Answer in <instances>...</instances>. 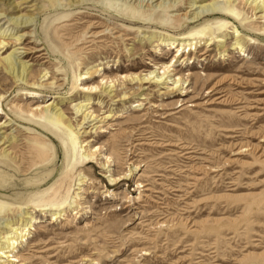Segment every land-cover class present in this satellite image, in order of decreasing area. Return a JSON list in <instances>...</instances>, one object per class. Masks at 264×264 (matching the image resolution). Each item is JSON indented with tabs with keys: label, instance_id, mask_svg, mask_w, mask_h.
Here are the masks:
<instances>
[{
	"label": "rangeland",
	"instance_id": "1",
	"mask_svg": "<svg viewBox=\"0 0 264 264\" xmlns=\"http://www.w3.org/2000/svg\"><path fill=\"white\" fill-rule=\"evenodd\" d=\"M76 1L0 0V57L42 49L21 59L26 81L0 64V233L31 220L0 264H264V14L219 0L180 27L169 15L189 0ZM151 70L169 83L143 80ZM106 80L108 96L82 91ZM47 104L65 122L35 110ZM81 104L96 119L81 124Z\"/></svg>",
	"mask_w": 264,
	"mask_h": 264
},
{
	"label": "bare ground",
	"instance_id": "2",
	"mask_svg": "<svg viewBox=\"0 0 264 264\" xmlns=\"http://www.w3.org/2000/svg\"><path fill=\"white\" fill-rule=\"evenodd\" d=\"M83 1L84 0H81L80 2H83ZM141 1H143V2L146 1L145 5H148L149 7H153V9L156 8L158 10H162L164 12H167V11H169V9H172L174 7V3L176 2V0H141ZM220 1L219 0H210V1L206 2V0H189L187 2V6L185 7V8L188 9V11H186L183 14H172V15H169V17L176 18V20L175 19H173V20L179 22L178 25L180 27H183V26H186L187 23L199 21L200 19L205 17V15H207V14L208 15L213 14L214 11L217 10V4L221 3ZM234 1L235 0H225L226 3H233ZM80 2L76 1L75 3L69 4V6L78 5ZM166 2H167V4H166ZM244 2H245V4H248L250 6L252 5L253 9L255 11H257V13L264 14V0H245ZM152 3H155V4L152 5ZM196 3H199V4H196ZM128 7L124 8V10L127 11L128 13H130L132 15L139 14V17L142 16V13L136 12V10L134 8H132V6H130L129 8ZM3 18H4V16L2 14H0V20H2ZM32 21H33V18L32 17H28V16H24V17H20L19 16V17H16V18H10L9 19L10 25H13L14 27L22 28L24 30L27 27H29V26H25V24L29 23V22H32ZM22 25H24V26H22ZM91 29L92 28H90L89 31H91ZM0 30H1V27H0ZM3 33L4 32L0 33V49H2V48L4 49V47H5V50H3V52H1V53H4L7 50L6 45L8 44L7 42H5V38H8V37H6V33L5 34H3ZM102 34L103 33H101V32L97 33V34H95V32H92L91 34L88 35V37L96 38V37H98L99 35H102ZM22 35L23 34H21L20 36H22ZM13 37H14V35L11 36V38H13ZM84 39L85 38H83V40ZM15 40H20V38L16 37ZM163 41L165 43H167V45L169 46V49L176 48V50H175L176 53L178 51H183L184 48H188L189 51L191 49L195 50L196 49V43H197L196 41L193 42V41H190V40H188V41L179 40L178 41V39L173 37V36H171V37L168 36L165 39H163ZM220 41L221 40H219V42ZM239 48H240V50H242V45H241V43L238 40V41L235 42V49H239ZM34 51L35 52H31V51L30 52L29 51L25 52V54L22 56L21 52H17L16 50H12L10 53H8L7 55L3 56L2 58L0 57L1 58L0 64L5 65V68L8 70L9 74L11 75V77L16 78L17 80H24L25 79V81H26L28 68H27L26 62L25 61H21V59L22 58H26L29 55H33L36 52L40 53L42 51V49L39 48V49H36ZM41 55H42V53L40 55H37L36 57L39 58V57H41ZM184 60H185V58H184ZM88 73H90V72H84L83 74H88ZM165 73H166V71H163L161 74H159V72L155 73V70H151V71H148L146 74H144L142 79L143 80H149V81L153 80L152 82L156 83V84H160V83L161 84H168L170 80L168 81V80H166V78L171 77V76L167 75V76L164 77ZM168 74H169V72H168ZM175 75L176 74H174L173 76H175ZM90 77H91L90 75H84V76L81 77V79H88ZM101 79L103 80L104 77L101 78ZM178 82H181L178 85L179 86L178 88L180 89V88H182V87H180V85H182V79L181 78L173 79L171 84H177ZM104 84H105L104 86L101 85L100 87H98V85L85 84V85L82 86V91L86 92V93H91V94L92 93H96V92H102V93H104L105 95L108 96L113 91L112 90V85H107V80L105 81ZM175 88H176V86H175ZM219 98H220V96L218 97V99ZM87 107H88L87 104H81V105L76 107V111L75 112L76 113H80V115H81L87 110ZM250 109H252V107ZM35 110L39 111V113L40 112L41 113H45L46 116L49 118V120L52 121V122H60L61 124L63 122H65L64 113L62 112V110L60 108L57 107V105L47 104V105H44L42 107H38L37 106L35 108ZM91 117H93V112L88 110L83 115L81 124L85 120H89ZM96 117L97 116L95 115V117H93L90 121L96 119ZM106 119H107V117H106ZM67 127L70 130H76V128H74V129L72 128V124L70 122L67 123ZM12 154H13V152H10L8 149L1 148V156L3 158H8ZM81 158L86 160V163L91 160V158H90V156H88V154L87 155L84 154V156H82ZM103 165L105 166V164H103ZM133 167H134V170H138L139 169V167L137 165H133ZM134 170L129 169L128 172H126L124 174L123 178H125V177L127 178L130 175V173L132 171H134ZM123 178L120 179V176H119V177H117V180L114 179V178L111 179L110 175H109L108 176V181H109V184L112 185V184H116L118 180H122ZM80 179H81V182H84L83 174H82V177ZM138 187H140V184H139ZM22 218L30 219V217L26 216L25 214H24V216H22ZM23 223H24V221L21 220V225ZM24 226H28V229H25V227H23L24 228L23 231H18L19 230L18 226L14 227L12 222H9V223H7L5 225V233H4L5 235H1V233H0V259H7V258L11 257V260H9V261H17L15 256L14 255H10V254L15 250V248L18 245V243L23 241V238H24L26 232H28L29 227L31 226V220L25 221Z\"/></svg>",
	"mask_w": 264,
	"mask_h": 264
}]
</instances>
